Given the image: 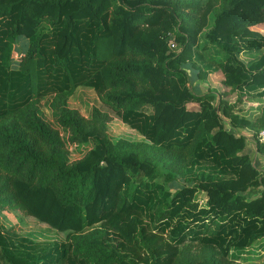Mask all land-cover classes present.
<instances>
[{
	"label": "trees",
	"instance_id": "obj_1",
	"mask_svg": "<svg viewBox=\"0 0 264 264\" xmlns=\"http://www.w3.org/2000/svg\"><path fill=\"white\" fill-rule=\"evenodd\" d=\"M203 31L224 61L196 68L211 87L199 93L183 65L196 66ZM254 50L261 53L248 64L239 57ZM81 86L143 140L113 142L108 113L93 107L86 118L72 108ZM262 86L264 0H0V208H21L66 232L35 264H241L227 257L231 247L264 244V174L242 132L264 127V103L244 112L238 105L260 102L261 92L246 89ZM45 97L56 127L40 114ZM89 140L93 146L69 161V145ZM255 143L264 155V143ZM143 145L162 149L169 172L180 175L190 160L222 174L170 193L163 184L171 177L158 180ZM187 241L219 256L181 258ZM28 261L0 230V264Z\"/></svg>",
	"mask_w": 264,
	"mask_h": 264
},
{
	"label": "rangeland",
	"instance_id": "obj_2",
	"mask_svg": "<svg viewBox=\"0 0 264 264\" xmlns=\"http://www.w3.org/2000/svg\"><path fill=\"white\" fill-rule=\"evenodd\" d=\"M183 1V0H179ZM205 2L206 0H189ZM212 24V16L210 15L209 26ZM208 28V27H207ZM207 28L205 30H207ZM198 48L195 52V64H184L183 67L187 74V85L193 88L196 92H204L211 90L208 82L198 78L196 68L215 69L221 67L224 61V54L221 49L215 44H211L204 39V31L199 36ZM261 51H251L239 54V57L245 60L248 64L252 59L257 58ZM251 89L255 92H261L262 100L258 102H244L239 104L242 112L246 111L249 107H255L260 103H264V86L262 87H249L246 90ZM69 105L72 108L77 109L86 118L90 117L93 107H98L103 112L108 113L109 119L105 125V132L110 140L116 142L118 139H126L128 141H142V135L135 129L130 128L125 124L119 116L112 112L110 109L103 106L95 93L90 87L81 86L78 87L69 99ZM40 114L46 119L52 126L56 127L54 122L55 115L48 108V98L45 97L40 103ZM225 127L233 130L229 123L224 121ZM63 138L66 136L65 130H60ZM246 135L245 151L250 155L252 163L259 167L264 165L262 159L256 154V141L258 140V128L257 125L246 127L242 130ZM93 140H89L85 143L76 145H69V161H76L80 159L92 146ZM140 154L143 156L155 159L158 163V169L161 173V177L158 179L163 182V176H170L171 179L164 181V189L173 193L180 188L183 184L193 185L197 183L201 177H216L222 174V171L214 163L209 162H191L190 160L181 164L180 175L174 172H169L171 169L169 166H165L162 161L161 152L162 149L157 146L143 145L140 148ZM262 162V163H261ZM173 166V165H171ZM173 168H176L173 167ZM172 168V169H173ZM135 186V182H132V187ZM196 202L203 206L205 204L204 193L198 191L195 195ZM157 204L152 206L155 209ZM145 219L149 220L148 211L145 213ZM96 228L100 236H104L98 225L93 226L91 229ZM0 230L10 237V242L14 244L15 251L19 254H24L29 258V264H35V262L42 260L43 254L53 250L55 246H58L66 238V232H60L48 224L43 223L28 215L25 210L21 208H0ZM183 249L181 258H198V259H212L219 256L217 248L204 247L201 243L194 241H187L180 245ZM229 259L240 262L241 264H264V244L261 247H250L245 249H237L231 247L227 256Z\"/></svg>",
	"mask_w": 264,
	"mask_h": 264
},
{
	"label": "crops",
	"instance_id": "obj_3",
	"mask_svg": "<svg viewBox=\"0 0 264 264\" xmlns=\"http://www.w3.org/2000/svg\"><path fill=\"white\" fill-rule=\"evenodd\" d=\"M20 42H21V44L22 45H24V44H26V40L25 39H21L20 40ZM18 47V46H17ZM16 47V48H17ZM20 52H19V50H18V48L17 49H15V51L13 52V62H12V67L13 68H17V66H18V63H17V61L18 60H16V59H18L19 57H20ZM256 150V149H255ZM256 154L258 155V157H260V160L262 159V162H263V164H264V155H262V154H259L257 151H256ZM261 162V163H262Z\"/></svg>",
	"mask_w": 264,
	"mask_h": 264
},
{
	"label": "built area",
	"instance_id": "obj_4",
	"mask_svg": "<svg viewBox=\"0 0 264 264\" xmlns=\"http://www.w3.org/2000/svg\"><path fill=\"white\" fill-rule=\"evenodd\" d=\"M258 140L262 143H264V127L261 128L259 131H258V136H257ZM259 168L261 169L262 173L264 174V165H259Z\"/></svg>",
	"mask_w": 264,
	"mask_h": 264
}]
</instances>
